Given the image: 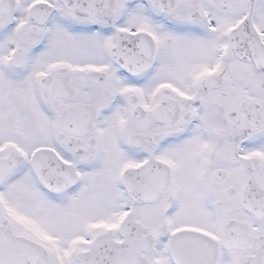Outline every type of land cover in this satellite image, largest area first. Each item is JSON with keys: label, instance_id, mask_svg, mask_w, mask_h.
Returning <instances> with one entry per match:
<instances>
[{"label": "snow or ice", "instance_id": "1", "mask_svg": "<svg viewBox=\"0 0 264 264\" xmlns=\"http://www.w3.org/2000/svg\"><path fill=\"white\" fill-rule=\"evenodd\" d=\"M0 264H264V0H0Z\"/></svg>", "mask_w": 264, "mask_h": 264}]
</instances>
